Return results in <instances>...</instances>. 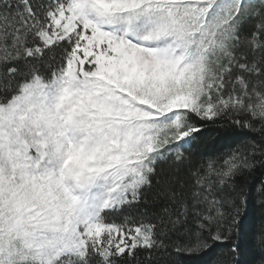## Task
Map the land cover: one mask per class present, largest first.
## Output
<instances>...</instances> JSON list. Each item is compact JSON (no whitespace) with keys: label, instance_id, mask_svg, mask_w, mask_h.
<instances>
[{"label":"snow or ice","instance_id":"6c2138e0","mask_svg":"<svg viewBox=\"0 0 264 264\" xmlns=\"http://www.w3.org/2000/svg\"><path fill=\"white\" fill-rule=\"evenodd\" d=\"M0 264H264V0H0Z\"/></svg>","mask_w":264,"mask_h":264},{"label":"trees","instance_id":"16d2710c","mask_svg":"<svg viewBox=\"0 0 264 264\" xmlns=\"http://www.w3.org/2000/svg\"><path fill=\"white\" fill-rule=\"evenodd\" d=\"M258 218H259V210L255 206L250 205L247 213L246 224L248 226H252L258 222Z\"/></svg>","mask_w":264,"mask_h":264}]
</instances>
